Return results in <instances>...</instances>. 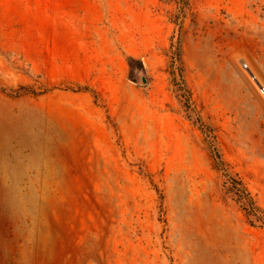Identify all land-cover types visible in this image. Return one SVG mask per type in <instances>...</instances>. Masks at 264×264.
Instances as JSON below:
<instances>
[{"label":"rangeland","instance_id":"rangeland-1","mask_svg":"<svg viewBox=\"0 0 264 264\" xmlns=\"http://www.w3.org/2000/svg\"><path fill=\"white\" fill-rule=\"evenodd\" d=\"M243 62L264 0H0V264H264Z\"/></svg>","mask_w":264,"mask_h":264},{"label":"trees","instance_id":"trees-1","mask_svg":"<svg viewBox=\"0 0 264 264\" xmlns=\"http://www.w3.org/2000/svg\"><path fill=\"white\" fill-rule=\"evenodd\" d=\"M230 187H231V191L234 193V194H236V195H239L238 194V192H239V185L241 184V182H240V180H238V179H230ZM240 198V200H241V197H239ZM247 201L248 202H244V201H241L244 205H245V210H246V212L248 213V214H250L249 213V211H248V205L250 204V206H252V204H254L253 203V201H252V199H251V197H248L247 196Z\"/></svg>","mask_w":264,"mask_h":264},{"label":"built area","instance_id":"built-area-1","mask_svg":"<svg viewBox=\"0 0 264 264\" xmlns=\"http://www.w3.org/2000/svg\"><path fill=\"white\" fill-rule=\"evenodd\" d=\"M243 68L249 71V75L252 78V80L256 83L259 91L264 94V85L260 82L257 75L254 73V71L250 68L247 62H243Z\"/></svg>","mask_w":264,"mask_h":264},{"label":"bare ground","instance_id":"bare-ground-1","mask_svg":"<svg viewBox=\"0 0 264 264\" xmlns=\"http://www.w3.org/2000/svg\"><path fill=\"white\" fill-rule=\"evenodd\" d=\"M5 128L3 126H0V138H2L4 136V132Z\"/></svg>","mask_w":264,"mask_h":264},{"label":"water","instance_id":"water-1","mask_svg":"<svg viewBox=\"0 0 264 264\" xmlns=\"http://www.w3.org/2000/svg\"><path fill=\"white\" fill-rule=\"evenodd\" d=\"M142 82H146V78L144 76H141Z\"/></svg>","mask_w":264,"mask_h":264}]
</instances>
